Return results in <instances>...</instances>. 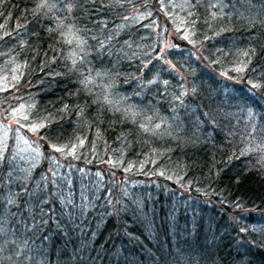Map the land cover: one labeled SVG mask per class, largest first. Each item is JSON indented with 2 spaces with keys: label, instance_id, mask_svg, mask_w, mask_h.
Masks as SVG:
<instances>
[{
  "label": "trees",
  "instance_id": "trees-1",
  "mask_svg": "<svg viewBox=\"0 0 264 264\" xmlns=\"http://www.w3.org/2000/svg\"><path fill=\"white\" fill-rule=\"evenodd\" d=\"M134 3L0 0V76L38 136L31 166L0 138V264H264V0H148L158 26ZM191 198L203 218L170 231Z\"/></svg>",
  "mask_w": 264,
  "mask_h": 264
},
{
  "label": "rangeland",
  "instance_id": "rangeland-1",
  "mask_svg": "<svg viewBox=\"0 0 264 264\" xmlns=\"http://www.w3.org/2000/svg\"><path fill=\"white\" fill-rule=\"evenodd\" d=\"M140 1L141 0H135L136 5H138L135 8V9L138 8L137 11L135 13H132V14L123 18L124 20H127L126 21L127 23H133L135 21L147 18L146 20L150 21L151 23L155 22V20H156V23H158L157 24V26H158L161 23V20L164 21L166 19V17L164 16V12H165L164 6H161L158 10H155V9L148 10L145 7L146 2L148 0H143L141 2ZM149 1L151 2V0H149ZM157 1L160 3V0H157ZM178 1H179V4H182V0H178ZM153 2H155V1L153 0ZM141 3H143V5H140ZM172 4H171V6H169V11H171L172 9L178 8V6H172ZM179 7H181V5H179ZM150 8H151V5H150ZM153 16H155V19ZM169 26H170V29L165 33V38H163V41H162L163 50L167 46V44L170 43L171 41H176L177 43L182 42L181 37L173 33L175 31L174 26H172L171 24H169ZM117 29H118V27H117ZM159 30H160L159 32L161 34V32H162L161 28ZM118 31H120V30H118ZM20 76L21 75L17 74V77L14 76L11 78L14 80H19ZM18 88H20V87H14V85L12 86L9 82V79L4 80V76H2V75L0 76V138L2 135L5 136V134L7 132L9 134L10 133L9 131L11 129L10 125H13L16 122V120L19 119V118H16V115H14V112L16 111L15 106L18 105V103L16 105L13 104L15 101H17L19 98H21L20 91H19L20 89H18ZM6 89H8V91L5 93ZM15 94H17V95H15ZM19 109L22 110L23 107L22 108L20 107ZM12 133H13V137H14V139H13V147H14L13 154H15L16 156L19 157L18 161L20 162V164H24V166L25 165L31 166V164L34 161L33 157H37V154H36L37 150L35 148L36 146L33 142L37 141L38 136L35 135V133L33 134V132L30 133V131L26 130L23 126H20L18 124H15V126L13 127V130H12ZM261 135H264V134H261ZM27 142H29V143L26 146ZM27 147H29V148H27ZM184 194H185V196L191 195V193L189 192L187 187H185ZM8 208L9 207L6 208L7 211H8ZM9 210H10V208H9ZM197 210H199V209L196 206L192 205L191 206L192 215L191 216L188 215V218H186V216L184 215V216L175 217V218L170 219L171 224L173 226L177 223H180V221H181V224L177 229H171V228L170 229L168 228V229L170 231L176 232L177 234H180V233H182L183 229L187 228V226L192 227L194 223H197V221L195 219H197L198 217L203 218V216H201L199 213H197ZM233 219H234V217H233ZM175 221H176V223H175ZM182 221H183V224H182ZM198 223H202V221L198 222ZM202 224H203L204 228L207 227L206 219L203 220ZM211 227H212V225H209L206 229L211 228ZM189 229L190 228L187 229V232ZM169 230H168V232H169ZM212 231H213V229H212ZM203 235H207V234L204 232ZM199 237L203 241L202 236L199 235ZM6 239L8 240V236L5 234V230L0 228V240L4 241ZM181 239L182 240H196L191 235V233H189V232L187 234L181 236ZM205 245L208 246L207 243ZM91 260H93V262L97 263V261L99 260V258H97V253H95V255L91 258Z\"/></svg>",
  "mask_w": 264,
  "mask_h": 264
},
{
  "label": "snow or ice",
  "instance_id": "snow-or-ice-1",
  "mask_svg": "<svg viewBox=\"0 0 264 264\" xmlns=\"http://www.w3.org/2000/svg\"><path fill=\"white\" fill-rule=\"evenodd\" d=\"M68 42L71 43V40H69ZM234 70L237 71V72L243 71L242 68H236ZM38 127H44V125L41 124V125H38V126H34L31 130L32 131H36ZM157 127H159V126L157 125ZM145 130H147V129H145ZM80 144L82 145L83 144V141H80ZM57 150L58 151H63V149H57Z\"/></svg>",
  "mask_w": 264,
  "mask_h": 264
}]
</instances>
